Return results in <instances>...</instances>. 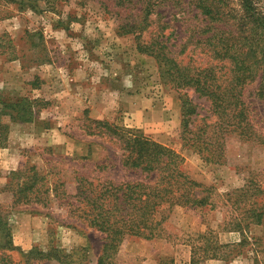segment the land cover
<instances>
[{
    "label": "rangeland",
    "instance_id": "rangeland-1",
    "mask_svg": "<svg viewBox=\"0 0 264 264\" xmlns=\"http://www.w3.org/2000/svg\"><path fill=\"white\" fill-rule=\"evenodd\" d=\"M190 1L161 3L152 30L172 20L170 29L180 38L185 36L198 21ZM228 3L227 8L237 7L235 0ZM183 11L180 22L176 21ZM137 12L112 5L106 10L98 0H0V93L11 99L28 97L34 112L30 122L9 121L8 140L0 148V216L8 223L14 246L13 250L2 248L4 235L0 233V256L9 254L24 261L31 250L56 247L72 255L67 262L43 257L32 263L96 264L104 239L100 231L71 218L57 199L46 207L15 206L12 192L4 187L10 172L31 165L63 180L72 193L76 176L114 184L138 179V173L121 167L124 150L108 126L138 131L174 149L184 157L186 172L215 192L214 207L175 208L165 223L164 237L127 238L118 264H158L161 258L190 264L193 240L208 230L223 244H236L242 238L233 230L243 217L241 208L236 210L225 194L232 195L250 180L264 181V143L227 137L221 164L204 161L184 145L182 94L199 106L192 128L215 118L210 116L205 98L192 88H172L161 77L155 58L137 49L134 36L119 32V22L132 20L130 15ZM183 43V39L177 42L174 50L178 52ZM192 48L189 45L182 57ZM193 57L197 64L210 61L200 49ZM257 86L258 82L246 89L248 102L258 101ZM251 109L255 129L264 137L262 107L255 102ZM100 121L108 126L99 125ZM247 233L264 236L262 227H252ZM250 248L231 247L226 260L204 264H255Z\"/></svg>",
    "mask_w": 264,
    "mask_h": 264
},
{
    "label": "trees",
    "instance_id": "trees-1",
    "mask_svg": "<svg viewBox=\"0 0 264 264\" xmlns=\"http://www.w3.org/2000/svg\"><path fill=\"white\" fill-rule=\"evenodd\" d=\"M98 1L106 10L111 5L138 9L134 17L130 15L132 20L119 22V32L134 36L137 49L155 58L161 77L172 88L177 91L192 88L208 101V111L215 120L204 119L192 128L199 106L186 93L181 95V135L185 146L204 161L221 164L225 161L227 137L264 143L251 117V105L255 102H259L264 117V0H235L236 8H227L228 0H191L194 7L191 12L198 21L191 24L182 38L170 29L172 20L152 30L154 17L160 16L157 8L165 0ZM137 5L140 7L135 8ZM114 13L120 15L116 10ZM183 13H178L175 20L180 22ZM182 39V48L176 52L174 47ZM189 45L193 46L192 50L182 57ZM197 49L206 51L210 61L197 64L193 57ZM256 82L255 99L258 101L248 102L245 91ZM33 114V101L28 97L11 99L0 93V148L7 143L9 121L30 122ZM98 124L108 126L107 122ZM108 127L124 150L121 167L138 173V179L114 184L94 183L76 176V191L72 193L63 180L55 175L50 177L49 172L42 173L31 165L10 172L4 187L12 192L15 206L46 207L57 199L56 203L64 207L71 218L100 231L104 239L96 264H118L121 245L129 237L145 240L164 237L165 223L175 208L215 206L214 188L186 172L180 153L138 131ZM231 193L225 196L236 210L241 208L243 216L233 230L240 232L242 238L230 245L221 243L212 230L199 233L191 244L190 264L226 260L231 247L242 251L248 246H251L255 264L264 261V236L247 233L252 227H262L264 232V181L250 180ZM0 230L4 235L2 248L13 250L8 223L1 216ZM67 253L56 247L43 252L31 250L24 255V261L1 254L0 264H33L32 260L43 257L65 263L72 256ZM158 264H174V261L161 258Z\"/></svg>",
    "mask_w": 264,
    "mask_h": 264
}]
</instances>
